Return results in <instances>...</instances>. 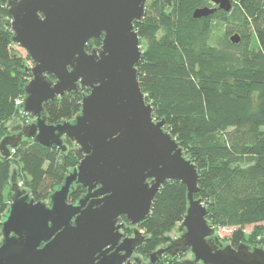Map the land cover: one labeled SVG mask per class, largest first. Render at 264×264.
<instances>
[{
  "label": "water",
  "instance_id": "obj_1",
  "mask_svg": "<svg viewBox=\"0 0 264 264\" xmlns=\"http://www.w3.org/2000/svg\"><path fill=\"white\" fill-rule=\"evenodd\" d=\"M149 0H6L12 43L25 50L33 66L24 86L22 111L31 124H10L0 154L10 156L23 140L66 151L75 144L78 164L48 202L35 201L17 182L12 167L10 203L0 226V264H141L134 253L146 236L138 227L167 181L186 188L187 209L167 244L149 254V264L164 255L189 254L181 264H264V249L223 244L206 220L198 193V171L184 156L164 121L153 116L137 79L142 60L134 22ZM170 6L171 0H163ZM193 11L205 18L228 12L229 0ZM91 40L99 48L86 50ZM237 34L230 37L239 43ZM79 88L89 90L72 120L46 123L43 104ZM75 185L86 192L76 203ZM125 218L126 223L122 221ZM133 227L132 236L122 231Z\"/></svg>",
  "mask_w": 264,
  "mask_h": 264
},
{
  "label": "trees",
  "instance_id": "obj_2",
  "mask_svg": "<svg viewBox=\"0 0 264 264\" xmlns=\"http://www.w3.org/2000/svg\"><path fill=\"white\" fill-rule=\"evenodd\" d=\"M229 1L230 11L195 19L193 11L212 7L211 0H171L170 6L149 0L134 22L142 51L137 79L153 116L164 121L198 171L194 198L206 207L207 222L215 230L229 229L226 242L234 248L244 243L264 249V0ZM10 22L6 0H0V141L12 119L29 116L22 101L33 64L13 48ZM235 34L237 44L230 42ZM99 45L91 40L86 50ZM88 92L79 88L43 104L46 123L72 120ZM64 144L60 152L28 139L10 156L0 154V215L10 203L12 167L31 198L48 202L78 164L75 144ZM85 192L75 185L68 202ZM187 205L185 186L165 182L140 225L146 238L137 253L148 258L165 245L164 236L182 221ZM246 227L252 229L248 235ZM130 234L126 226L123 235ZM183 257L164 255L157 264H181Z\"/></svg>",
  "mask_w": 264,
  "mask_h": 264
},
{
  "label": "rangeland",
  "instance_id": "obj_3",
  "mask_svg": "<svg viewBox=\"0 0 264 264\" xmlns=\"http://www.w3.org/2000/svg\"><path fill=\"white\" fill-rule=\"evenodd\" d=\"M13 48L21 55V56H23V57H25L27 54H26V52H25V50L24 49H22L21 47H19L18 45H16V44H14V46H13ZM32 121H33V119L30 117V116H28V117H17V118H14V119H12L8 124H10L11 126H14L16 123H20V126H25V125H27V124H31L32 123ZM7 124V126H8V132H9V134L8 135H10V134H12L13 132H10L9 130H10V125H8ZM14 170L16 171V168L14 167ZM17 182L19 183V185L21 186V183L17 180ZM21 188H22V186H21ZM23 189H25V188H23ZM47 203V202H46ZM74 204V203H73ZM2 223V222H1ZM262 227H263V230H264V222L262 223ZM177 229H178V225L176 226V227H174L169 233H167L166 235L167 236H169L171 239H174V238H177V237H179L180 236V232H178L177 231ZM139 230L142 232V229L141 228H139ZM251 227H248V228H246L245 229V233H246V235H248L250 232H251ZM165 235V236H166ZM228 233L227 232H222V233H220V237L217 235V233H215V236L218 238V240L222 243V245L225 243V244H227V242H226V239H227V237H228ZM128 236H132V230H131V234L130 235H128ZM0 242H1V235H0ZM164 245H162V246H160V247H163ZM160 247H158V248H160ZM250 248H253L254 246H252V245H250L249 246ZM135 257H137V258H139V259H141V260H143L145 263H148V258H144V257H142L141 255H139L137 252L135 253V255H134ZM182 259H191V256L189 255V254H184V257L182 258Z\"/></svg>",
  "mask_w": 264,
  "mask_h": 264
},
{
  "label": "flooded vegetation",
  "instance_id": "obj_4",
  "mask_svg": "<svg viewBox=\"0 0 264 264\" xmlns=\"http://www.w3.org/2000/svg\"><path fill=\"white\" fill-rule=\"evenodd\" d=\"M98 41H99V40H98ZM99 44L101 45L100 41H99ZM100 45H99V46H92L91 49L99 48ZM88 52H90V50H89ZM139 228H140V227H138V229H139ZM129 229L132 230L133 227H130ZM142 232L145 233L143 230H142ZM122 233H123V231H122ZM123 236H124V235H123ZM126 236H128V235H126ZM145 236H146V234H145ZM128 237H130V236H128ZM164 237H165V236H164ZM166 244H167V242L165 241V245H166ZM165 245H164V246H165ZM136 252H137V251H136ZM136 252H135V253H136ZM135 253H134V255H135ZM132 264H135V263L132 262ZM141 264H149V262H148V263H145L143 260H141ZM156 264H157V263H156Z\"/></svg>",
  "mask_w": 264,
  "mask_h": 264
},
{
  "label": "built area",
  "instance_id": "obj_5",
  "mask_svg": "<svg viewBox=\"0 0 264 264\" xmlns=\"http://www.w3.org/2000/svg\"><path fill=\"white\" fill-rule=\"evenodd\" d=\"M5 214V213H4ZM2 214V215H4ZM0 215V223L2 222L3 220V216ZM222 232H227L228 234L230 233V230L229 229H220V230H215V233H217V235L220 237V233Z\"/></svg>",
  "mask_w": 264,
  "mask_h": 264
},
{
  "label": "crops",
  "instance_id": "obj_6",
  "mask_svg": "<svg viewBox=\"0 0 264 264\" xmlns=\"http://www.w3.org/2000/svg\"><path fill=\"white\" fill-rule=\"evenodd\" d=\"M246 228H248V227H246Z\"/></svg>",
  "mask_w": 264,
  "mask_h": 264
}]
</instances>
